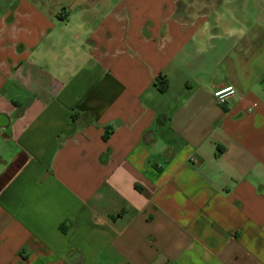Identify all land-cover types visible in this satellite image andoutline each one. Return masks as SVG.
Here are the masks:
<instances>
[{
	"label": "crops",
	"instance_id": "1",
	"mask_svg": "<svg viewBox=\"0 0 264 264\" xmlns=\"http://www.w3.org/2000/svg\"><path fill=\"white\" fill-rule=\"evenodd\" d=\"M0 264H264V0H0Z\"/></svg>",
	"mask_w": 264,
	"mask_h": 264
},
{
	"label": "built area",
	"instance_id": "2",
	"mask_svg": "<svg viewBox=\"0 0 264 264\" xmlns=\"http://www.w3.org/2000/svg\"><path fill=\"white\" fill-rule=\"evenodd\" d=\"M234 92L235 90L232 86L222 87V88L217 89L213 93V97L217 104L223 105L225 101L227 100V98L232 96Z\"/></svg>",
	"mask_w": 264,
	"mask_h": 264
},
{
	"label": "trees",
	"instance_id": "3",
	"mask_svg": "<svg viewBox=\"0 0 264 264\" xmlns=\"http://www.w3.org/2000/svg\"><path fill=\"white\" fill-rule=\"evenodd\" d=\"M167 87V83H163L162 81L159 82V91L164 92Z\"/></svg>",
	"mask_w": 264,
	"mask_h": 264
}]
</instances>
